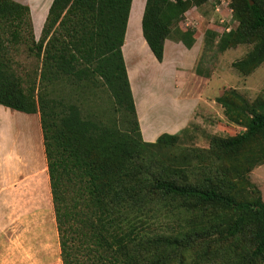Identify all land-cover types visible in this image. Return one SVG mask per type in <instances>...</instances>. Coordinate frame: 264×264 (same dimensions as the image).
Returning <instances> with one entry per match:
<instances>
[{
  "label": "trees",
  "instance_id": "obj_1",
  "mask_svg": "<svg viewBox=\"0 0 264 264\" xmlns=\"http://www.w3.org/2000/svg\"><path fill=\"white\" fill-rule=\"evenodd\" d=\"M132 1L53 0L36 39L30 9L0 0V106L39 115L61 264H264V202L247 179L264 163V98L249 103L234 90L216 98L244 131L182 155L204 172L178 182L186 170L166 151L186 129L154 143L139 130L121 51ZM207 2L145 0L141 33L157 62L166 40L193 47L195 32L181 22ZM230 6L237 27L206 36L219 51L253 44L232 64L247 76L264 65V0ZM21 46L38 63L25 88L10 53ZM169 204L185 225L170 212L179 229L157 231L151 223L166 220Z\"/></svg>",
  "mask_w": 264,
  "mask_h": 264
},
{
  "label": "rangeland",
  "instance_id": "obj_2",
  "mask_svg": "<svg viewBox=\"0 0 264 264\" xmlns=\"http://www.w3.org/2000/svg\"><path fill=\"white\" fill-rule=\"evenodd\" d=\"M137 1V0H136ZM145 0H138V10L135 14L134 24L138 27L139 10ZM135 2V0H134ZM141 2V3H140ZM231 0H208L199 8H193L187 12L181 22L183 29L195 32V43L200 46V54L197 70L194 74L199 81L197 89L200 91L192 96L189 91H194V86L187 83L186 87L175 90L173 96L172 80L173 67L168 63L166 69H159L145 61L142 71L143 78L162 75L163 80L167 75V92L159 99V104L169 110V117L177 116L178 107L189 97L206 98L207 106L198 110L199 124H192L180 135L176 148L166 151V155H176L180 161L174 165L186 172L179 178L178 182L193 183L194 179L202 176L204 168L201 164L196 165L193 160H181V156L190 150H206L209 148L212 137L229 138L244 131V128L228 121L223 115L222 108L215 100L225 92L234 90L244 100L251 103L258 96L264 98V65L256 68L247 76L240 75L232 66L246 57L251 51L253 44L239 45L236 48L219 51L216 47L218 38L213 40L207 38L206 31H214L218 36L234 30L238 23L233 18ZM36 39L39 36L35 37ZM11 56L16 63V73L22 79L23 88L26 76H32L37 68V60L28 55L23 46L16 50H10ZM171 54H169L170 58ZM189 72H187V75ZM192 76V74H191ZM94 90V103H102L104 92L98 83ZM194 85V84H193ZM182 92V95L180 93ZM36 95V93H35ZM205 96V97H204ZM158 107L155 109L157 113ZM2 114V113H1ZM165 116L166 113L164 114ZM7 124L1 121L0 128V162L17 163L23 182L8 180L5 184L2 180L0 190V264H61L59 258V246L54 222V214L51 203L49 182L46 170V160L42 145V134L39 124V115H5ZM163 123V122H162ZM9 150V152H8ZM5 152H8L5 155ZM173 154V155H172ZM169 165V164H168ZM179 170V169H177ZM46 176V177H45ZM248 182L260 193L264 202V163L254 167L247 175ZM22 186V187H21ZM171 204L163 209L162 218L156 224L152 221V228L157 231L170 233L176 232L177 224L168 219L175 217L185 225L183 218L179 216ZM152 216V215H151ZM178 221V222H180Z\"/></svg>",
  "mask_w": 264,
  "mask_h": 264
},
{
  "label": "crops",
  "instance_id": "obj_3",
  "mask_svg": "<svg viewBox=\"0 0 264 264\" xmlns=\"http://www.w3.org/2000/svg\"><path fill=\"white\" fill-rule=\"evenodd\" d=\"M12 1L30 9L34 36H40L41 29L53 0ZM133 4L134 0L131 3L121 51L142 140L146 143H154L157 138L163 134L176 135L186 128H189V126L194 123L195 125L199 124L200 118L198 117V110L202 107L201 105L207 106L208 103L206 98H202V95L198 97H189L188 100L183 101V104L178 107L179 111L177 112V116L174 110V115L169 117V110L164 108L162 104H159L160 97L167 92V75L165 74L164 80L162 75L143 78V65L145 61H147L148 64L159 69L158 73H160L162 69H166L168 63H172V66H174L172 74V89L174 93L172 97L175 96L176 89L186 87L187 83L194 86V91H189V95L192 96L194 93L197 94L200 91V89L196 88L199 84L197 80L199 77L194 74L199 59L200 46L194 44L193 47L188 50L180 42L173 39L166 40L164 42L163 61L161 63L157 62L149 51L141 33V18L145 1L141 4L139 10L137 28H135L134 24L131 22ZM186 15L187 13H185L184 16L186 17ZM169 54H171L170 58ZM187 72H189L188 75ZM180 95H182V92ZM157 107L158 111L156 113L155 109ZM165 113L167 116L164 115ZM7 114L16 115L17 112L10 111L0 106V126L1 121H5L7 124L8 119L5 117ZM8 152H5V155H7ZM19 168L17 163L0 162V190L3 184L2 180H5V184H8L7 179L11 180V182H23L22 174L19 175Z\"/></svg>",
  "mask_w": 264,
  "mask_h": 264
},
{
  "label": "bare ground",
  "instance_id": "obj_4",
  "mask_svg": "<svg viewBox=\"0 0 264 264\" xmlns=\"http://www.w3.org/2000/svg\"><path fill=\"white\" fill-rule=\"evenodd\" d=\"M138 1V0H137ZM135 0L134 4H133V11H132V17H131V22L134 21L135 18V14L137 13L138 10V2Z\"/></svg>",
  "mask_w": 264,
  "mask_h": 264
},
{
  "label": "water",
  "instance_id": "obj_5",
  "mask_svg": "<svg viewBox=\"0 0 264 264\" xmlns=\"http://www.w3.org/2000/svg\"><path fill=\"white\" fill-rule=\"evenodd\" d=\"M250 5H252V2H250Z\"/></svg>",
  "mask_w": 264,
  "mask_h": 264
}]
</instances>
